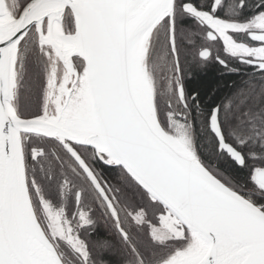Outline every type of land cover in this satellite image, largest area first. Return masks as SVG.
Wrapping results in <instances>:
<instances>
[{"label": "snow or ice", "instance_id": "6c2138e0", "mask_svg": "<svg viewBox=\"0 0 264 264\" xmlns=\"http://www.w3.org/2000/svg\"><path fill=\"white\" fill-rule=\"evenodd\" d=\"M0 264H264V0H0Z\"/></svg>", "mask_w": 264, "mask_h": 264}, {"label": "trees", "instance_id": "16d2710c", "mask_svg": "<svg viewBox=\"0 0 264 264\" xmlns=\"http://www.w3.org/2000/svg\"><path fill=\"white\" fill-rule=\"evenodd\" d=\"M193 86L199 87L202 90L215 89L218 82L223 83L220 80L218 71L215 67L209 66L205 69H192L191 76Z\"/></svg>", "mask_w": 264, "mask_h": 264}]
</instances>
